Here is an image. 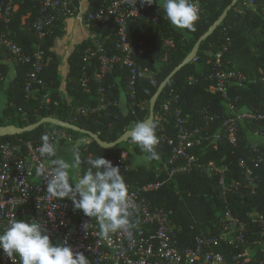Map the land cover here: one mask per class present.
I'll use <instances>...</instances> for the list:
<instances>
[{
	"label": "trees",
	"instance_id": "1",
	"mask_svg": "<svg viewBox=\"0 0 264 264\" xmlns=\"http://www.w3.org/2000/svg\"><path fill=\"white\" fill-rule=\"evenodd\" d=\"M91 10L97 11L107 5L105 0H84ZM233 0H201L202 12L194 25V30L172 29L169 21L159 4L152 0V5L138 2L140 7H146L145 12L159 18L158 22L137 19L129 23V42L139 47H145L143 55L136 60L142 68L152 71V78L138 82L135 103L132 105L127 82L129 70L117 65L101 81H95L94 74L99 70V60L84 61V51L93 47L89 38L79 44L68 58L67 92L72 100L69 102L62 97L60 91L61 76L57 61H51L42 74L44 88L39 92L32 91L27 99L25 87L32 70L30 65H15L16 73L11 75L5 63L8 57L0 54V94L6 98L5 107L0 113V127L15 125L26 127L39 122L45 117H54L63 122H69L82 129L94 132L106 142L118 140L136 122L146 120L150 115V100L155 95L160 84L179 66L191 53L198 40L209 30L213 23L223 14ZM250 0H239L237 5L228 13L224 22L204 42L201 43L196 58L184 66L170 80L161 94L155 107L156 135L166 136V140L156 146L158 159L148 160L149 155L141 151L138 145L129 146V141L111 149L100 147L95 141L89 144L90 152L95 157L103 156L114 166L122 156V151H129L127 164L130 169L126 179L132 186L165 180L160 190L150 194L153 206L173 209L175 220L181 225L180 238L187 245L193 244L197 235L219 233L218 221L226 209L219 186L220 177L210 172V164L216 167H226L225 181L229 189L234 188V181L245 182V172L239 160L245 159L253 171L259 185L257 193L242 189L241 193L228 191L230 205L234 214L246 221L249 227L248 238L252 241L259 236L260 228L253 224L251 213H264V161L258 167L252 160L258 161L264 155V139L256 132L264 133V121L247 120L240 123V142L237 148L227 141L220 143L215 149L214 141L217 133L224 129V124L230 117H236L243 112L259 113L264 111V0H252L254 7L245 3ZM147 2V0H145ZM31 13V16L28 14ZM39 16L37 4L33 0L19 1V9L14 14L10 24L0 21V31L8 38L15 40L26 51L31 52L39 42L34 33L28 30L27 22L34 21ZM64 18L59 20L62 25ZM60 28H54L53 34L47 38L43 48L49 56L52 54L53 40ZM100 40L108 48L109 54L117 53L116 41L118 25L112 20L107 25H100L96 30ZM165 39H171L173 44L168 46ZM221 54V55H220ZM220 55V57H218ZM216 68L226 72L241 73L249 77L242 87L229 85L228 97L219 91H213L216 79ZM90 78V91L84 87L83 80ZM106 91L107 102L110 101L108 115L105 111L84 117L75 115V107L81 105H98V89ZM128 102V110H121L119 100L124 96ZM234 106L232 110L230 105ZM146 105V107L144 106ZM178 112L180 115L178 116ZM206 117H208L206 119ZM180 120H186L187 130H203V140L190 150L196 157L190 171H170L174 166H183L186 162L180 158L170 163L174 154V145L169 140L177 142L180 130L177 127ZM209 123L207 129L206 123ZM46 124L33 132H25L16 136L0 137V145L6 141L24 142L39 139L46 129H60ZM67 130V129H66ZM78 140L86 136L77 131L67 130ZM207 134L212 138L206 139ZM70 146V145H68ZM71 149L74 146H70ZM81 172L88 168L87 153L81 154ZM134 158H145L147 163L137 168L131 167ZM234 186V187H233ZM244 194V195H243ZM130 222L137 233H142L141 218L130 216ZM239 252V251H237ZM230 260V257H227Z\"/></svg>",
	"mask_w": 264,
	"mask_h": 264
},
{
	"label": "built area",
	"instance_id": "2",
	"mask_svg": "<svg viewBox=\"0 0 264 264\" xmlns=\"http://www.w3.org/2000/svg\"><path fill=\"white\" fill-rule=\"evenodd\" d=\"M19 1L24 0H0V21L10 24L15 12L19 9ZM38 7L39 16L31 22H27L29 31L35 34L39 42L34 50L26 52L18 42L7 37L0 31V54L8 57L12 65H30L32 70L28 76L25 87L26 97L30 98L32 91L39 92L44 88L45 82L42 74L50 63L43 46L48 37L53 34L54 28H61L59 20L76 17L84 23L89 31V38L93 41V47L84 51V61L91 62L94 58L99 60V70L94 74L95 81H101L117 66L121 65L129 70L127 87L129 89L132 105L137 95L139 81L152 78V71L142 68L136 57L143 55L145 47L140 43L139 47L129 42V23L137 19L148 20L157 23L159 18L145 12L146 7H140V0H105L106 6L97 11L90 6H83L84 0H33ZM197 4L198 16L202 12L201 0H194ZM253 2V1H252ZM248 5V3H245ZM254 4V2H253ZM32 15V14H31ZM28 14V16H31ZM115 20L118 25V39L116 41L117 53L109 54L108 48L98 37L96 30L100 25H107ZM165 44H173L171 39H165ZM221 55V54H220ZM218 55V57H220ZM216 74L210 76V80H217L213 91H219L228 97L229 85L242 87L249 81V77L241 73L226 72L216 68ZM90 78L83 80L84 87L90 91ZM264 83V79H263ZM98 105H81L74 108L76 116L88 117L98 112H106L110 115L106 91L103 87L98 89ZM233 110L234 106L231 104ZM180 112H178V116ZM208 117H206L207 119ZM247 120L264 121V111L259 113L243 112L236 117H230L225 121L224 129L215 136L214 147L228 142L234 148L239 146L240 123ZM186 120H180L177 142L169 140L174 145V154L170 163L180 158L186 160L183 166H174L170 171L172 176L176 172L190 171L196 162V157L190 153L196 145L203 140V130H187ZM207 122V129L209 127ZM48 134L55 142L56 148L61 145H72L78 149L80 155L90 152L89 144L76 140L66 129H46L43 134ZM264 139V133L256 132ZM212 138L207 134L206 139ZM159 142L166 140V136L158 138ZM133 142L129 141L132 148ZM41 146V137L36 140L24 142L6 141L0 145V231L7 228L9 221L14 217L17 220L39 222L47 229L53 243H67L74 252H82L89 260V264H264V213L250 214L254 216L253 224L260 228L257 239L248 238L249 227L245 220L234 214L230 205L228 191L241 193L242 189L257 193L259 185L256 182L253 171L245 159H240L239 164L245 172V182L234 181V188L229 189L225 177L226 167L218 168L210 164V172L220 178L219 186L222 189V198L227 205L219 217L218 227L220 232L204 233L197 235L193 244L187 245L180 238L181 225L175 220L173 209L153 206L150 194L161 189L166 181L146 183L132 186L126 179V172L130 169L127 164L129 151H122V156L117 165L128 188L131 198L130 211L141 218L142 233H137L133 228L127 233L112 234V243L97 235L95 218L85 217L82 211L74 210L70 200H58L48 198L46 184L41 176L36 175V168L46 157H41L38 148ZM255 167L264 161V155L252 160ZM244 195V194H243ZM90 224L85 230L84 225ZM133 225V224H132ZM239 251V252H237ZM230 257V260L227 257ZM0 264H13L2 251H0Z\"/></svg>",
	"mask_w": 264,
	"mask_h": 264
},
{
	"label": "clouds",
	"instance_id": "3",
	"mask_svg": "<svg viewBox=\"0 0 264 264\" xmlns=\"http://www.w3.org/2000/svg\"><path fill=\"white\" fill-rule=\"evenodd\" d=\"M152 5V0H141ZM161 7L170 25L178 30H194L198 21V9L194 0H161ZM157 124L147 120L131 126V141L141 151L148 153V160L158 159L156 146ZM46 157L36 168L46 184L48 198L70 200L74 210L82 211L85 217L95 218L97 235L111 244V236L127 233L133 227L130 222L131 198L119 166L103 156L87 158L88 168L80 172L81 156L77 148L72 149L70 159L57 155L54 141L48 134L41 136V146L37 150ZM90 224H85V230ZM0 251L13 264H89L82 252H74L67 243H53L47 229L32 222L9 221L7 228L0 231Z\"/></svg>",
	"mask_w": 264,
	"mask_h": 264
},
{
	"label": "crops",
	"instance_id": "4",
	"mask_svg": "<svg viewBox=\"0 0 264 264\" xmlns=\"http://www.w3.org/2000/svg\"><path fill=\"white\" fill-rule=\"evenodd\" d=\"M159 4L161 6V0H159ZM87 5H88L87 2L84 1L83 6L87 7ZM29 14L31 15V13ZM164 18L167 19L165 16ZM169 26L171 25H168V27ZM172 29L175 28L172 27ZM89 36H90V31L88 27L84 23H82L80 19H77L76 17L65 19L61 25L57 37L53 40V46L51 47L52 54L48 56L50 62L54 60L57 61L58 63V70L61 76L60 91L62 92V97L69 102L72 100V98L69 96L67 92V82H68V73H69L68 58L79 44L89 39ZM5 63L9 67L10 74L11 75L15 74L16 73L15 66L12 65L8 60ZM119 104L123 112H126L128 110V102L125 98V95L121 96L119 100ZM80 141L86 144L91 143V139L88 136H82L80 138ZM71 154H72V149L68 145H61L57 148V155L60 157H63L65 159H70ZM146 163L147 160L145 158H134L131 162V167L137 168L138 166L145 165ZM81 174L83 173L81 172Z\"/></svg>",
	"mask_w": 264,
	"mask_h": 264
},
{
	"label": "water",
	"instance_id": "5",
	"mask_svg": "<svg viewBox=\"0 0 264 264\" xmlns=\"http://www.w3.org/2000/svg\"><path fill=\"white\" fill-rule=\"evenodd\" d=\"M239 0H233L232 3L225 9L223 14L213 23V25L209 28V30L198 40L196 45L194 46L191 53L185 58V60L177 66L167 77L166 79L160 84L158 90L156 91L155 95L150 100V115L146 119L149 122L155 121V107L157 104L158 99L160 98L161 94L167 87L170 80L175 76L177 72H179L184 66L191 63L197 56V53L200 49L201 43L207 40L216 30L217 28L224 22L226 19L228 13L237 5ZM54 125L57 127H61L67 130L71 131H77L80 132L83 135H86L90 137L91 140L95 141L100 147L104 149H111L116 147L117 145L127 143L129 140H131L130 136L127 134L130 132V130L126 131L118 140L114 142H106L103 141L98 134L82 129L80 127H77L76 125L69 123V122H63L59 119H56L54 117H45L41 119L39 122L26 126V127H17L15 125H8V126H2L0 127V137H7V136H16L25 132H33L40 128L42 125Z\"/></svg>",
	"mask_w": 264,
	"mask_h": 264
},
{
	"label": "rangeland",
	"instance_id": "6",
	"mask_svg": "<svg viewBox=\"0 0 264 264\" xmlns=\"http://www.w3.org/2000/svg\"><path fill=\"white\" fill-rule=\"evenodd\" d=\"M247 3H248V6L249 7H254V4H253V2H252V0H250V2L249 1H247ZM5 95L2 93V94H0V113H2L3 112V110H4V107H5ZM145 107H146V105H144Z\"/></svg>",
	"mask_w": 264,
	"mask_h": 264
}]
</instances>
